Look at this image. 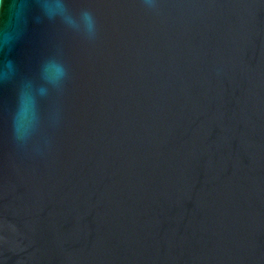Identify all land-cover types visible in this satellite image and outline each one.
I'll return each instance as SVG.
<instances>
[{
    "label": "water",
    "instance_id": "1",
    "mask_svg": "<svg viewBox=\"0 0 264 264\" xmlns=\"http://www.w3.org/2000/svg\"><path fill=\"white\" fill-rule=\"evenodd\" d=\"M62 2L0 37V264H264V0Z\"/></svg>",
    "mask_w": 264,
    "mask_h": 264
},
{
    "label": "clouds",
    "instance_id": "2",
    "mask_svg": "<svg viewBox=\"0 0 264 264\" xmlns=\"http://www.w3.org/2000/svg\"><path fill=\"white\" fill-rule=\"evenodd\" d=\"M23 6L24 0H0V37H10L19 28L23 20ZM41 6L53 16L64 11L62 0H42Z\"/></svg>",
    "mask_w": 264,
    "mask_h": 264
}]
</instances>
